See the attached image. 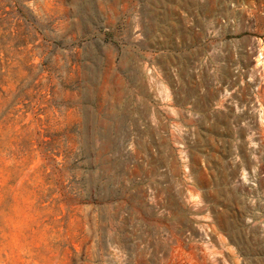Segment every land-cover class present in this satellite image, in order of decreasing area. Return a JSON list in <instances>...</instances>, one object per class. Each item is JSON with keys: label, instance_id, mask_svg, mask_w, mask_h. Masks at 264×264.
Segmentation results:
<instances>
[{"label": "rangeland", "instance_id": "1", "mask_svg": "<svg viewBox=\"0 0 264 264\" xmlns=\"http://www.w3.org/2000/svg\"><path fill=\"white\" fill-rule=\"evenodd\" d=\"M0 264H264V0H0Z\"/></svg>", "mask_w": 264, "mask_h": 264}]
</instances>
